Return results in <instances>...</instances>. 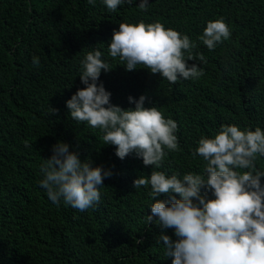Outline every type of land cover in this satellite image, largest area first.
Instances as JSON below:
<instances>
[{
    "label": "trees",
    "instance_id": "trees-1",
    "mask_svg": "<svg viewBox=\"0 0 264 264\" xmlns=\"http://www.w3.org/2000/svg\"><path fill=\"white\" fill-rule=\"evenodd\" d=\"M138 3L110 11L102 0H0V264H172L159 237L175 241L174 230L146 222L151 187L135 189L133 181L151 171L203 174V158L191 153L202 135L213 138L221 125L264 131V0H149L147 11ZM221 18L231 35L209 50L198 37L207 22ZM140 21L187 35L196 47L186 63L204 75L173 85L143 65L125 71L108 44L119 23ZM93 50L110 66L97 83L111 93V104L134 108L128 97L145 95V107L178 124L179 150L165 149L161 168L144 166L134 154L119 159L100 129L68 114L66 101L84 87L80 62ZM58 141L82 162L112 172L95 208L53 204L39 186L40 166ZM256 166L264 170V157Z\"/></svg>",
    "mask_w": 264,
    "mask_h": 264
},
{
    "label": "clouds",
    "instance_id": "clouds-1",
    "mask_svg": "<svg viewBox=\"0 0 264 264\" xmlns=\"http://www.w3.org/2000/svg\"><path fill=\"white\" fill-rule=\"evenodd\" d=\"M87 2L94 5L96 0ZM102 2L108 10L115 11L121 3L132 4L133 0ZM148 5L149 0H139L137 7L147 11ZM230 35L221 18L207 22L198 39L207 49L214 50ZM195 47L187 35L165 29L160 22H121L118 30H113L108 54L119 57L126 64L125 71L143 65L151 74H159L174 85L180 79L204 75L202 68L186 63L193 60ZM102 55L93 50L81 60L79 79L84 87L66 101L68 114L73 121L100 129L102 140L115 147L119 159L134 154L144 166L161 168L165 149L179 150L175 135L178 124L165 119L155 106L145 107V95L135 101L128 97L134 108L111 104V93L97 83L102 70L111 71ZM197 55L205 62L202 54ZM32 63L39 67V58L34 56ZM57 112L51 108V114ZM24 143L29 147L27 141ZM51 153L43 159V178L39 181L48 199L57 205L63 201L81 212L95 208L100 202L103 180L111 178L112 172L93 167L88 159L82 162L78 153L69 151L67 143L58 141ZM191 155L203 158V174L188 172L180 178L179 173L169 177L164 172L151 171L150 176L133 181L135 189L151 187L149 197L154 202L146 222L174 230L175 241L166 235L159 237L164 241L165 255L172 258V264H264V170L256 166L258 157H264V131L260 127L241 131L235 125H221L213 138L202 135ZM170 193L175 195L167 202L157 199Z\"/></svg>",
    "mask_w": 264,
    "mask_h": 264
}]
</instances>
